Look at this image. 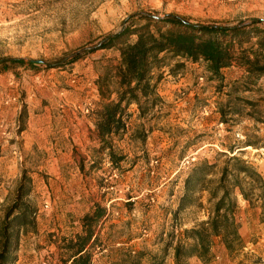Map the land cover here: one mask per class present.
<instances>
[{"label":"rangeland","instance_id":"374dc122","mask_svg":"<svg viewBox=\"0 0 264 264\" xmlns=\"http://www.w3.org/2000/svg\"><path fill=\"white\" fill-rule=\"evenodd\" d=\"M135 14L233 27L264 20V0H0V223L24 183L36 218L35 229L19 228L13 264H75L82 249L91 264H175L185 232L214 216L221 194L210 190L229 157L264 182V77L249 79L237 66L217 81L202 62L169 61L161 103L144 118L131 105L127 132L111 139L119 166L99 153L94 112L116 98L102 99L100 88L119 52L90 50ZM78 52L84 57L72 62ZM205 162L215 168L178 212L190 174ZM261 190L251 204L234 192L241 241L229 249L215 237L207 259L188 264H264ZM97 210L105 217L90 225L85 218Z\"/></svg>","mask_w":264,"mask_h":264},{"label":"trees","instance_id":"16d2710c","mask_svg":"<svg viewBox=\"0 0 264 264\" xmlns=\"http://www.w3.org/2000/svg\"><path fill=\"white\" fill-rule=\"evenodd\" d=\"M258 25H264V20L245 21L231 27L195 23L175 14H135L125 20L119 32L103 37L90 53L115 49L119 52V64L112 79L106 78V83L100 88L102 99L110 100L115 95V100L94 112L97 137L102 145L99 153L107 152L114 166H119L123 157L117 156L111 139L127 132L125 117L131 105H136L140 118H144L161 103L157 91L163 78L161 70L170 68L171 60H178L177 68L184 67V62H202L211 80L222 81V70L232 66L244 69L249 79L264 77V28ZM253 38H257L256 42L252 41ZM84 55L78 52L71 61L75 62ZM10 61L25 63L23 59ZM37 63L31 61L29 65L35 66ZM111 81L114 89H111ZM221 112L225 122L229 113L227 110ZM97 164L93 162L92 168L95 169ZM213 168L215 166L205 162L193 169L186 182V194L179 204L178 212L189 205L192 200L190 194L205 182ZM27 185L29 183H24L19 188L14 204L0 223V264L17 261L15 254L19 244V228L36 227L35 210L25 200L29 196ZM258 188H264L263 177L242 159L229 157L217 185L210 190L212 198L221 194L214 216L185 232L189 242L176 246L175 264H188V259L192 257L206 260L215 237L221 238L229 249L240 242L234 192L239 190L243 199L251 204V198ZM104 217L105 211L97 210L94 215L87 216L85 221L91 225ZM74 258L75 264H91L89 256L76 255Z\"/></svg>","mask_w":264,"mask_h":264},{"label":"crops","instance_id":"0c3cea01","mask_svg":"<svg viewBox=\"0 0 264 264\" xmlns=\"http://www.w3.org/2000/svg\"><path fill=\"white\" fill-rule=\"evenodd\" d=\"M84 254V252H82V253H80L79 255H77V256H81V255H83Z\"/></svg>","mask_w":264,"mask_h":264}]
</instances>
